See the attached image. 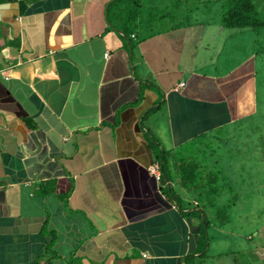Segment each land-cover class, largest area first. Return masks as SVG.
<instances>
[{"label": "crops", "instance_id": "obj_1", "mask_svg": "<svg viewBox=\"0 0 264 264\" xmlns=\"http://www.w3.org/2000/svg\"><path fill=\"white\" fill-rule=\"evenodd\" d=\"M157 3L0 1V264H213V236L264 264V223L216 222L181 171L221 175L199 150L258 113L256 38L233 57L225 26L154 31Z\"/></svg>", "mask_w": 264, "mask_h": 264}, {"label": "rangeland", "instance_id": "obj_2", "mask_svg": "<svg viewBox=\"0 0 264 264\" xmlns=\"http://www.w3.org/2000/svg\"><path fill=\"white\" fill-rule=\"evenodd\" d=\"M254 1L260 17L264 20V0ZM220 4L221 0H158L157 5L152 4L151 11H148L149 4L145 5L148 7L146 10L148 13L144 12V17L147 18L146 25L151 26L154 31L195 22L201 23L200 26L203 29L205 25L211 23L210 30L213 31L214 25L224 26L221 14L219 15ZM133 12L134 6L131 7L129 14L132 15ZM239 34L240 30L233 41L235 53L230 52L233 57L240 56ZM252 34H254L253 41L256 38L252 51L257 54L258 79L262 94L258 113L251 119L234 126L229 132L223 134L222 138H217L212 142L213 149L199 150V157H207V161L211 164L218 161L215 168L221 170L218 178L223 179L224 195L233 201L234 198L237 200V205L231 208L232 211L230 210L231 223H228V226L237 232L250 227L249 231L255 234L258 226L264 223V27H261L259 32L247 28L242 36L249 41ZM211 35L214 36V33ZM225 39L223 36L217 40L218 47ZM252 44L254 45L253 42ZM215 45L213 38L211 50H215ZM209 228V231L214 234V228ZM240 240L233 237L230 241H219L213 236L210 254L217 245H221V249L230 251L228 255H225V259L215 260L213 264H246V256L251 255L253 251L246 250L247 243L243 239ZM258 252L264 251L258 249Z\"/></svg>", "mask_w": 264, "mask_h": 264}, {"label": "trees", "instance_id": "obj_3", "mask_svg": "<svg viewBox=\"0 0 264 264\" xmlns=\"http://www.w3.org/2000/svg\"><path fill=\"white\" fill-rule=\"evenodd\" d=\"M220 8L219 15L221 14L222 23L227 28L238 31L251 28L259 32L261 27H264V20L260 17V12L254 0H221ZM135 12L134 7L133 14ZM163 168L165 169V166ZM208 170L210 172L207 173ZM181 171L182 183L187 188L207 190L205 193L198 194L196 198L202 202L204 207L215 208L213 219L216 222L228 221L230 210L237 204V200L234 198L233 201L224 195L223 179L218 178L220 175L213 171V167L187 161L186 164L181 166ZM169 193L174 195L173 188L170 189ZM204 218L206 225H210L213 221L207 216Z\"/></svg>", "mask_w": 264, "mask_h": 264}, {"label": "built area", "instance_id": "obj_4", "mask_svg": "<svg viewBox=\"0 0 264 264\" xmlns=\"http://www.w3.org/2000/svg\"><path fill=\"white\" fill-rule=\"evenodd\" d=\"M184 85V83L182 82L181 83V86H183ZM151 171L154 173V174H156L157 175V177L160 179V177H161V174H160V170H159V165H155V166H152L151 168Z\"/></svg>", "mask_w": 264, "mask_h": 264}]
</instances>
